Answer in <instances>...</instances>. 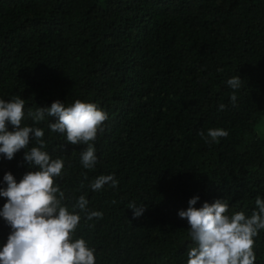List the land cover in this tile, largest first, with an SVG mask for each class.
I'll use <instances>...</instances> for the list:
<instances>
[{"label": "trees", "instance_id": "trees-1", "mask_svg": "<svg viewBox=\"0 0 264 264\" xmlns=\"http://www.w3.org/2000/svg\"><path fill=\"white\" fill-rule=\"evenodd\" d=\"M17 96L22 126L42 128V150L63 161L62 203L73 211L84 195L88 212L102 213L89 220L75 209L73 240L95 250V264H187L196 244L178 212L189 199H224L227 215L246 217L264 199V0H0V99ZM77 99L108 114L91 169L81 164L86 145L51 132L55 117L28 115ZM210 128L228 136L206 143L199 133ZM24 152L0 154V187L6 172L19 182L32 170ZM109 174L116 187L90 188ZM133 203L145 207L138 218ZM10 231L0 216V247ZM254 241L264 264V230Z\"/></svg>", "mask_w": 264, "mask_h": 264}, {"label": "clouds", "instance_id": "clouds-1", "mask_svg": "<svg viewBox=\"0 0 264 264\" xmlns=\"http://www.w3.org/2000/svg\"><path fill=\"white\" fill-rule=\"evenodd\" d=\"M241 78L234 76L227 81L232 89L241 87ZM236 105L237 96L230 97ZM25 102L20 97L5 101L0 99V154L11 160L21 149H25L23 160L31 171L26 172L19 182L11 172H6L3 181L7 187H0V196L7 198L0 216L10 226L7 242L0 247V264H95V250L87 246L83 238L73 240L80 215L79 209L86 212L87 219L100 218L99 211L88 212V200L80 195L73 211L62 203L64 192L56 185L55 178L60 177L64 167L59 158L52 159L48 152L44 130L40 127L22 126ZM225 109L220 104L218 111ZM28 115L34 123H40L47 117H55L49 122L51 132L64 134L66 142L72 145H86L81 152V164L91 169L97 162L93 142L108 114L95 103L79 99L70 105L59 100L50 107H37ZM9 125L12 130H9ZM199 135L206 143L218 142L227 137L223 128H210L207 134ZM37 146L29 148L32 139ZM116 187L118 181L114 174L99 175L89 185L93 191H99L104 185ZM58 194V195H57ZM198 196L188 201L187 209L179 210L178 216L186 219L189 236L196 246L187 252V264H255L254 238L264 230V199L255 200L256 209L250 217L242 211L231 216L224 199L205 201L201 207H195ZM134 217H140L144 206L130 204Z\"/></svg>", "mask_w": 264, "mask_h": 264}, {"label": "rangeland", "instance_id": "rangeland-1", "mask_svg": "<svg viewBox=\"0 0 264 264\" xmlns=\"http://www.w3.org/2000/svg\"><path fill=\"white\" fill-rule=\"evenodd\" d=\"M260 128L264 129V123L260 126Z\"/></svg>", "mask_w": 264, "mask_h": 264}]
</instances>
